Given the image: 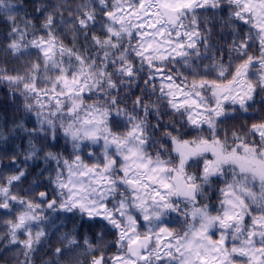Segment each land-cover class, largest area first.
<instances>
[{"label": "snow or ice", "instance_id": "snow-or-ice-1", "mask_svg": "<svg viewBox=\"0 0 264 264\" xmlns=\"http://www.w3.org/2000/svg\"><path fill=\"white\" fill-rule=\"evenodd\" d=\"M36 12L0 0L4 52L37 57L14 74L0 68V83L22 99L12 131L28 139L0 182V210L15 213L2 239L22 249V264L48 228L60 231V213L101 218L117 251L96 255L109 246L105 231L90 239L74 228L58 238L55 264L64 256L80 264L79 248L90 264H264V96L254 108L257 88L264 93V0H56ZM57 32L71 33L73 46ZM238 114L257 122L222 127ZM181 128L196 135L184 138ZM41 159L55 167L36 172L26 196L14 193L30 175L27 162ZM214 181L223 187L210 208L199 199ZM175 222L182 231L167 226Z\"/></svg>", "mask_w": 264, "mask_h": 264}, {"label": "trees", "instance_id": "trees-1", "mask_svg": "<svg viewBox=\"0 0 264 264\" xmlns=\"http://www.w3.org/2000/svg\"><path fill=\"white\" fill-rule=\"evenodd\" d=\"M13 3H23L24 9L26 10L28 16L33 17L37 16L38 13L36 12V7L41 4H50L56 2V0H12ZM73 3H80L81 0H72ZM18 17L21 18L20 22L22 25V18L25 16V11H19ZM42 19V17H41ZM37 26L40 23V20L34 21ZM91 31H95L99 34V29H93ZM7 32V26L0 22V68H6L9 74H14L13 69L22 70V65L25 60H32L35 61L37 57L33 55L32 57H25L21 58L20 60L15 59L11 55L4 52V47L7 43L5 40ZM42 34V33H38ZM57 36L63 41L64 45L67 47H72V34L71 33H64L61 34L57 32ZM214 41L219 40L218 35L213 36ZM85 44L83 37L79 39L76 47L79 48ZM252 55H258V53L253 50L251 52ZM225 62H227V56L225 55ZM172 65H169L171 68ZM177 69L183 71L180 65H175ZM164 72L168 71V68L163 69ZM147 74V66H145V71L141 73V76H146ZM185 75L187 73L185 72ZM256 78L253 77V81L255 82ZM161 81V77H158L154 83L159 87ZM144 86L143 79L140 81V87ZM135 93L139 94V89H134ZM257 95L255 96L256 103L254 105L255 109H261L262 105L260 103L261 97L264 96V93L259 92V88H257ZM95 99V98H93ZM152 100H155L156 97L152 96ZM91 103L92 101H87ZM131 105H129L130 107ZM253 116L256 115L255 112L252 113ZM259 115L264 118V111H261ZM24 118V113L22 111V99L20 96L13 95L10 89L6 84L0 83V131L4 132L5 136L10 137L7 140L0 138V182H3V177L12 174V164L11 158L13 155L17 157V164H20L23 160L24 154L28 149V139L24 136L23 133L20 132H13L12 129L14 127V123L20 121ZM167 117L165 118V122H167ZM33 120L26 121L28 127H32ZM154 123V118L152 119ZM257 122L255 119H246L245 114H238V119L235 121H229L227 125L222 127H227L228 129H232L233 125L237 129L241 128L243 125ZM179 126V125H178ZM117 131H124V129L116 128ZM180 131L183 133L184 138L190 139L192 136L196 135L193 131H186L185 129L181 128ZM207 135V132L204 133ZM221 136H223V132H221ZM53 151H64L63 149L56 148L52 149ZM71 151V147H68V150L64 152L67 156L68 153ZM97 155L100 154V149H96ZM43 153H41V156ZM86 162H91L88 160L87 156L85 155ZM28 172L30 175L27 179L23 180L22 183L18 184V186L14 187L12 191L17 193L20 196H26L24 190L28 189L29 184L32 182L33 176L36 172H38L41 168L47 166L50 169L54 168V164L45 165L44 162L41 160L31 161L28 162ZM190 172H198L200 169L191 167L188 169ZM47 176V173L45 174ZM54 175V172H53ZM43 179V178H42ZM223 187V184L219 181H214L211 188L208 190L206 195L203 198L199 199L201 205L208 204L210 208H214L218 206V195H219V188ZM39 190H45L43 187ZM111 207V204H109ZM213 214H215L213 212ZM14 214L9 215L6 213L5 210H0V264H22L25 257L23 255V251L19 246L16 245H9L7 240L2 239L7 234V229L4 226V222L14 218ZM55 219V214H51ZM176 214H172V218L175 219ZM182 219V217H181ZM246 222L250 223L249 220L246 218ZM142 223V222H141ZM106 222L103 221L101 218H96L94 220H89L87 217L83 218L82 220L77 216L73 217L71 214L67 213H60V218L56 219V226L60 227V231H56V227L48 228L49 236L43 242L41 246L37 247V250L31 255L30 260L31 264H55L57 257L54 255V250L56 247H62L59 243L58 238L62 235V233L71 231L74 228L78 230L81 236L87 235L90 239H94L96 234L100 231H105V243L109 244L107 248L103 246L99 247V250L96 252V255L100 254V251H104L107 256H111L116 253L117 249L111 242L115 241V230H110V226L107 229L103 228L102 226L105 225ZM82 225V226H81ZM171 229H175L176 231H182L183 225L179 222L170 223L167 225ZM139 230L143 233L145 231L144 227H140ZM219 233L217 232L213 239H218ZM20 239H24V236H20ZM91 254L86 252L83 248H79L75 250V259H77L80 264H90L91 261ZM73 257L64 256L60 257L59 261L60 264H72Z\"/></svg>", "mask_w": 264, "mask_h": 264}]
</instances>
